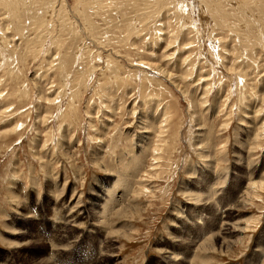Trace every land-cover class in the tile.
Instances as JSON below:
<instances>
[{
  "label": "rangeland",
  "instance_id": "obj_1",
  "mask_svg": "<svg viewBox=\"0 0 264 264\" xmlns=\"http://www.w3.org/2000/svg\"><path fill=\"white\" fill-rule=\"evenodd\" d=\"M210 1L0 0V264H264V0Z\"/></svg>",
  "mask_w": 264,
  "mask_h": 264
},
{
  "label": "bare ground",
  "instance_id": "obj_2",
  "mask_svg": "<svg viewBox=\"0 0 264 264\" xmlns=\"http://www.w3.org/2000/svg\"><path fill=\"white\" fill-rule=\"evenodd\" d=\"M8 1V0H7ZM207 1V0H206ZM210 1V0H209ZM216 1V0H215ZM220 1V0H219ZM218 1V2H219ZM225 1V0H224ZM5 2V1H4ZM182 2V1H181ZM210 2H213V1H210ZM209 2V3H210ZM208 3V2H207ZM213 3H215V2H213ZM182 5H184L183 3H181ZM226 4V3H225ZM182 5H180V7L182 6ZM206 5H208V4H206ZM211 5V4H210ZM178 6V5H177ZM212 6V5H211ZM183 7V6H182ZM223 7V6H222ZM208 8H210V7H208ZM212 8H214L215 9V7L213 6ZM187 9V8H186ZM218 8H216V12L217 13H219V9L217 10ZM190 10V9H189ZM182 12V11H181ZM212 12V11H211ZM205 13V12H204ZM214 14H215V12H214ZM211 15V14H210ZM219 15V14H218ZM213 16V15H212ZM188 17V16H187ZM214 17V16H213ZM213 17H211V18H213ZM218 17V16H217ZM220 17V16H219ZM186 23V22H185ZM203 23V22H202ZM190 24V23H189ZM188 25V24H187ZM186 26V25H185ZM232 26V25H231ZM197 31V30H196ZM198 32V31H197ZM196 32V33H197ZM181 35V34H180ZM260 36V35H259ZM172 39H174V38H172ZM263 40V39H262ZM248 42V41H247ZM172 43V42H171ZM173 43L175 44V41L173 40ZM222 43V42H221ZM193 48V47H192ZM187 49V48H186ZM192 64V63H191ZM145 65H147V66H149V67H153V68H155L156 66H153L152 64H149V63H147V64H145ZM144 67V66H143ZM157 68V67H156ZM226 68V67H225ZM142 69V68H141ZM140 69V70H141ZM146 69V68H145ZM143 70H144V68H143ZM147 70H148V67H147ZM145 71V70H144ZM191 71V70H190ZM216 71V70H215ZM188 72V71H187ZM194 72V71H193ZM146 73V72H145ZM193 74V73H192ZM191 76V75H190ZM229 76V75H228ZM232 78V77H231ZM228 79V78H227ZM208 94V93H207ZM217 96V95H216ZM260 196V195H259ZM227 211V210H226ZM226 211H223V212H221V214H220V216H227V212ZM219 222L221 223V227H220V229H219V234H223V233H225L226 231H227V226H224V225H222V222H223V219H219ZM259 255H264V251H261V250H258V251H256Z\"/></svg>",
  "mask_w": 264,
  "mask_h": 264
}]
</instances>
